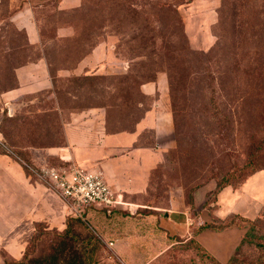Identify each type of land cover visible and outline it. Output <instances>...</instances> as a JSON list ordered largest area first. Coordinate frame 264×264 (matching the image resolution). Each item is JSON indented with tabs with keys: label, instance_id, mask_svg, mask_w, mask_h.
<instances>
[{
	"label": "rangeland",
	"instance_id": "1",
	"mask_svg": "<svg viewBox=\"0 0 264 264\" xmlns=\"http://www.w3.org/2000/svg\"><path fill=\"white\" fill-rule=\"evenodd\" d=\"M27 1L40 36L36 47L14 15ZM60 2L0 0V154L22 161L33 151L45 155L64 143L70 113L94 106L107 108L111 130L131 128L145 103L140 89L156 83L173 114L174 143L145 202L165 206L181 189L189 204L195 196L216 216L225 188L257 194L225 210L247 217L226 213L215 227L249 233L232 264H264V0H67L63 8ZM95 47L92 66L77 72ZM40 56L51 85L18 95L16 70ZM63 232L39 225L32 255H45ZM68 237L91 264H121L80 218L71 221ZM160 252L137 264H221L193 241L168 243Z\"/></svg>",
	"mask_w": 264,
	"mask_h": 264
},
{
	"label": "crops",
	"instance_id": "2",
	"mask_svg": "<svg viewBox=\"0 0 264 264\" xmlns=\"http://www.w3.org/2000/svg\"><path fill=\"white\" fill-rule=\"evenodd\" d=\"M64 2L67 0H61V8ZM33 9L32 3L27 1L14 15L29 45L36 47L41 42L37 23L31 18ZM97 50L95 47L90 51L77 72L82 73L92 66ZM16 76L18 95L39 92L51 85L44 56L17 69ZM140 92L145 103L139 105L141 115L131 128L111 130L107 108L94 106L71 112L63 126L64 143L47 149L45 155L33 151L22 161L0 154V264H4L7 257L16 261L22 259L38 225L63 232L68 220L77 218L53 188L26 168V165L32 169L54 166L51 161L58 163L55 167L75 165L95 170L122 196L125 205L111 215L90 207L80 217L107 245L113 243L112 253L121 264H137L138 257L159 255L168 243L173 246L191 240L219 263L228 262L245 234L244 228L233 226L220 231L209 228L199 231L198 227L225 220L227 214L247 217L242 210L231 213L230 209L225 210L237 206L243 197L255 200L257 194L249 196L225 188L218 196V209H222L218 217L208 206L203 208V203L195 196L189 204L181 189L171 193L165 206L145 202L155 171L173 147L174 123L164 88L153 83L142 87ZM254 176L245 183L243 190ZM222 202L226 203L225 207ZM233 202L235 204L231 205Z\"/></svg>",
	"mask_w": 264,
	"mask_h": 264
},
{
	"label": "built area",
	"instance_id": "3",
	"mask_svg": "<svg viewBox=\"0 0 264 264\" xmlns=\"http://www.w3.org/2000/svg\"><path fill=\"white\" fill-rule=\"evenodd\" d=\"M26 168L53 188L69 204L71 212L77 218L90 207L111 215L118 207L125 205L122 196L115 193L95 170L75 165L66 167L46 165L37 169L26 165ZM108 245L112 246L113 243Z\"/></svg>",
	"mask_w": 264,
	"mask_h": 264
},
{
	"label": "trees",
	"instance_id": "4",
	"mask_svg": "<svg viewBox=\"0 0 264 264\" xmlns=\"http://www.w3.org/2000/svg\"><path fill=\"white\" fill-rule=\"evenodd\" d=\"M218 191V193L221 191L222 186L216 185L214 190ZM237 217V216H236ZM73 219H69L67 222V229L62 233L55 236V241L52 242L51 248L45 255H32L31 248L34 247L36 243V238L41 235V233L38 236L33 237L30 245L27 247L22 259L20 260H13L10 262H4V264H88L90 260V264L92 262V258L89 259L84 258L85 251L82 249H79L76 245H74V241H72L68 237V233L70 230L71 221ZM216 224H207V225H201L198 227V230H204V229H213V230H223L226 228H230L236 225H227L223 228H216ZM39 226V225H38ZM37 226V227H38ZM38 234V233H37ZM248 232L244 234L240 244L236 247L234 253L228 260L227 264H232V261L234 259V256L236 252L239 250L240 245L246 241V238L248 237ZM193 241V240H191ZM194 242V241H193ZM197 244V243H196ZM94 250V249H93ZM92 250V252H93Z\"/></svg>",
	"mask_w": 264,
	"mask_h": 264
}]
</instances>
